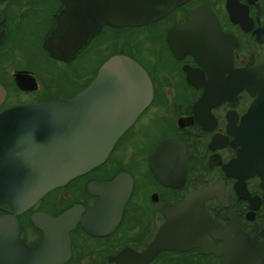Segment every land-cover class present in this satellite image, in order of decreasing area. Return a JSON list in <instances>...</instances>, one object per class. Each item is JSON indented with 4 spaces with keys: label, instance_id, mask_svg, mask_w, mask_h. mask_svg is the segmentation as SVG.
Returning a JSON list of instances; mask_svg holds the SVG:
<instances>
[{
    "label": "flooded vegetation",
    "instance_id": "af4514ba",
    "mask_svg": "<svg viewBox=\"0 0 264 264\" xmlns=\"http://www.w3.org/2000/svg\"><path fill=\"white\" fill-rule=\"evenodd\" d=\"M62 8L0 0V112L72 97L112 55L142 67L151 98L100 164L0 226V264L34 247L52 264H264V0L106 22L68 59L43 46Z\"/></svg>",
    "mask_w": 264,
    "mask_h": 264
},
{
    "label": "water",
    "instance_id": "95a60500",
    "mask_svg": "<svg viewBox=\"0 0 264 264\" xmlns=\"http://www.w3.org/2000/svg\"><path fill=\"white\" fill-rule=\"evenodd\" d=\"M61 1L56 26L43 43L51 56L60 59L70 58L79 43L106 22L145 23L180 2ZM259 61L264 63V54ZM239 85L243 87V83ZM150 98L151 85L142 67L128 56L112 55L100 64L90 83L72 97L0 112V209L10 213L0 216V226L6 231L13 228L9 224L15 222L12 213L25 210L47 191L100 164ZM168 143L169 139L162 140L156 151ZM40 217L34 214L31 219L36 223ZM67 218L68 212H64L48 220ZM10 235L17 238L15 232ZM24 249L21 264H52L38 255L39 247Z\"/></svg>",
    "mask_w": 264,
    "mask_h": 264
},
{
    "label": "rangeland",
    "instance_id": "374dc122",
    "mask_svg": "<svg viewBox=\"0 0 264 264\" xmlns=\"http://www.w3.org/2000/svg\"><path fill=\"white\" fill-rule=\"evenodd\" d=\"M123 39H124V43H125V40L126 39H130L133 35L132 34H123ZM127 45V44H124V46ZM92 62V65H93V60L91 61ZM94 70V69H93ZM57 77H60V75H57ZM57 85H58V89L57 88H54L55 90H58L62 87H65V83L62 81V79H59V81L57 82Z\"/></svg>",
    "mask_w": 264,
    "mask_h": 264
}]
</instances>
